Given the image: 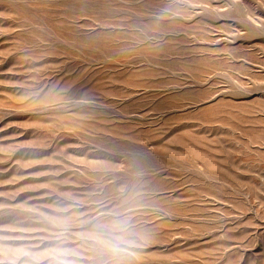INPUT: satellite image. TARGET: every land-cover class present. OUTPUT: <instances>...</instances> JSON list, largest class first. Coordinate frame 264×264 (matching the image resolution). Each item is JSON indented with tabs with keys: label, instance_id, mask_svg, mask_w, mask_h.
Wrapping results in <instances>:
<instances>
[{
	"label": "rangeland",
	"instance_id": "rangeland-1",
	"mask_svg": "<svg viewBox=\"0 0 264 264\" xmlns=\"http://www.w3.org/2000/svg\"><path fill=\"white\" fill-rule=\"evenodd\" d=\"M0 264H264V0H0Z\"/></svg>",
	"mask_w": 264,
	"mask_h": 264
}]
</instances>
